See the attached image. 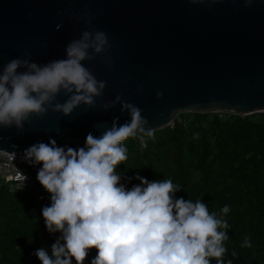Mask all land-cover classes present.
Listing matches in <instances>:
<instances>
[{"label": "water", "instance_id": "1", "mask_svg": "<svg viewBox=\"0 0 264 264\" xmlns=\"http://www.w3.org/2000/svg\"><path fill=\"white\" fill-rule=\"evenodd\" d=\"M85 30L108 40L106 52L82 61L106 82L103 94L68 116L49 110L0 129V151L23 155L49 139L82 147L89 132L130 119L121 102L140 108L154 132L179 114H264V0H0V67L63 59ZM67 99L61 92L55 102Z\"/></svg>", "mask_w": 264, "mask_h": 264}, {"label": "clouds", "instance_id": "2", "mask_svg": "<svg viewBox=\"0 0 264 264\" xmlns=\"http://www.w3.org/2000/svg\"><path fill=\"white\" fill-rule=\"evenodd\" d=\"M107 45L104 32L85 30L66 45L63 59L41 65L13 58L0 67V129H22L30 117L49 110L68 116L81 105L94 106L106 82L98 81L82 61L106 52ZM61 92L68 99L55 102ZM121 110L128 112V121L120 124L117 117L99 135L89 132L82 147L58 146L49 139L24 150L22 159L40 166L36 179L49 194L50 204L41 208L45 228L60 234L51 254L41 247L33 255L40 264H84L94 249L90 264H211L213 259L232 264L225 260L224 246L230 225L222 218L228 205L218 218L201 199L177 198L181 189L171 179L150 181L137 174L127 178L139 181L131 188L121 182L117 168L128 159L124 142L141 134V148H146L144 137L154 136L140 108L121 102ZM16 172L24 186L27 176ZM242 246L251 247L247 237Z\"/></svg>", "mask_w": 264, "mask_h": 264}, {"label": "trees", "instance_id": "3", "mask_svg": "<svg viewBox=\"0 0 264 264\" xmlns=\"http://www.w3.org/2000/svg\"><path fill=\"white\" fill-rule=\"evenodd\" d=\"M127 139L128 159L119 165L128 188L139 181L167 180L180 186L175 195L201 199L210 213L230 225L225 260L264 264V114H179L173 128ZM42 201L33 191L12 193L0 181V264H40L33 253L55 242L44 228ZM251 247H243L245 238ZM235 253V256H233ZM95 250L89 252L91 260ZM211 264H216L213 259Z\"/></svg>", "mask_w": 264, "mask_h": 264}, {"label": "built area", "instance_id": "4", "mask_svg": "<svg viewBox=\"0 0 264 264\" xmlns=\"http://www.w3.org/2000/svg\"><path fill=\"white\" fill-rule=\"evenodd\" d=\"M174 122L169 126L173 128ZM23 155L9 154L0 151V181L8 185L9 190L12 193H18L21 191H33L37 198L42 201L43 206L50 204L49 194L43 189L36 179L38 169L36 166H30L22 159ZM16 168L27 176L24 186L20 184L16 179ZM49 234V233H48ZM59 234V233H57ZM60 235V234H59ZM51 238L53 236L49 234ZM54 239V238H53ZM85 261H91L89 257Z\"/></svg>", "mask_w": 264, "mask_h": 264}]
</instances>
